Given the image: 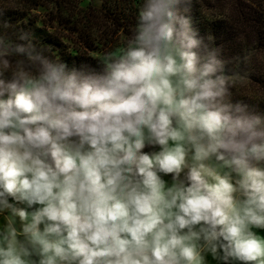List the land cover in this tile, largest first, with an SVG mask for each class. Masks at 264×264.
Masks as SVG:
<instances>
[{
    "label": "clouds",
    "instance_id": "clouds-1",
    "mask_svg": "<svg viewBox=\"0 0 264 264\" xmlns=\"http://www.w3.org/2000/svg\"><path fill=\"white\" fill-rule=\"evenodd\" d=\"M192 3L140 0L95 68L0 36V264H264V117Z\"/></svg>",
    "mask_w": 264,
    "mask_h": 264
},
{
    "label": "trees",
    "instance_id": "trees-1",
    "mask_svg": "<svg viewBox=\"0 0 264 264\" xmlns=\"http://www.w3.org/2000/svg\"><path fill=\"white\" fill-rule=\"evenodd\" d=\"M0 0V36L20 43L26 31L44 54L68 66L97 67L107 52L123 47L140 0ZM193 28L222 50L226 71L244 79L232 89L233 103L264 117V0H193ZM234 57H247L237 64Z\"/></svg>",
    "mask_w": 264,
    "mask_h": 264
},
{
    "label": "rangeland",
    "instance_id": "rangeland-1",
    "mask_svg": "<svg viewBox=\"0 0 264 264\" xmlns=\"http://www.w3.org/2000/svg\"><path fill=\"white\" fill-rule=\"evenodd\" d=\"M82 1V6H87L88 4H91L90 2H92L91 0H81ZM95 5L97 6H100L101 2L99 0H94L93 2ZM146 151H150L152 149H145ZM165 179H170V177H165ZM10 202L11 203H15L14 201H12L10 199ZM17 207H24V205H21V204H16ZM0 222H2V218H0ZM17 227L19 228L20 227V222H19V219L17 218ZM208 261H209V264H219L218 261L216 260H213L211 256L208 257Z\"/></svg>",
    "mask_w": 264,
    "mask_h": 264
}]
</instances>
